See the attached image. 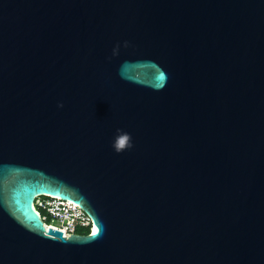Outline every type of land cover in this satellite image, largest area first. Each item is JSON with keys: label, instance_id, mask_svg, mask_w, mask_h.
I'll return each mask as SVG.
<instances>
[{"label": "water", "instance_id": "obj_1", "mask_svg": "<svg viewBox=\"0 0 264 264\" xmlns=\"http://www.w3.org/2000/svg\"><path fill=\"white\" fill-rule=\"evenodd\" d=\"M0 264H264V0H0Z\"/></svg>", "mask_w": 264, "mask_h": 264}, {"label": "built area", "instance_id": "obj_2", "mask_svg": "<svg viewBox=\"0 0 264 264\" xmlns=\"http://www.w3.org/2000/svg\"><path fill=\"white\" fill-rule=\"evenodd\" d=\"M34 206L48 227H54L71 235L93 232L94 223L89 213L71 200L57 196H38Z\"/></svg>", "mask_w": 264, "mask_h": 264}, {"label": "clouds", "instance_id": "obj_3", "mask_svg": "<svg viewBox=\"0 0 264 264\" xmlns=\"http://www.w3.org/2000/svg\"><path fill=\"white\" fill-rule=\"evenodd\" d=\"M124 46L128 47L129 44L127 41L124 42ZM119 44L116 46V48L113 49V55H119ZM63 103H60L58 107H63ZM133 141L132 136L130 133L125 132L122 129H117V134L114 137L112 147L116 153H123L126 150H129L133 147Z\"/></svg>", "mask_w": 264, "mask_h": 264}, {"label": "snow or ice", "instance_id": "obj_4", "mask_svg": "<svg viewBox=\"0 0 264 264\" xmlns=\"http://www.w3.org/2000/svg\"><path fill=\"white\" fill-rule=\"evenodd\" d=\"M99 231H100L99 229H94L91 235L95 237L96 235H98Z\"/></svg>", "mask_w": 264, "mask_h": 264}, {"label": "trees", "instance_id": "obj_5", "mask_svg": "<svg viewBox=\"0 0 264 264\" xmlns=\"http://www.w3.org/2000/svg\"><path fill=\"white\" fill-rule=\"evenodd\" d=\"M81 232V231H80Z\"/></svg>", "mask_w": 264, "mask_h": 264}]
</instances>
